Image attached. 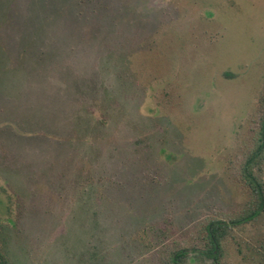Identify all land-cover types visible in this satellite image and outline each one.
Returning <instances> with one entry per match:
<instances>
[{"label":"rangeland","instance_id":"rangeland-1","mask_svg":"<svg viewBox=\"0 0 264 264\" xmlns=\"http://www.w3.org/2000/svg\"><path fill=\"white\" fill-rule=\"evenodd\" d=\"M263 91L264 0H0L8 258L264 264V210L203 238L251 206Z\"/></svg>","mask_w":264,"mask_h":264},{"label":"trees","instance_id":"trees-1","mask_svg":"<svg viewBox=\"0 0 264 264\" xmlns=\"http://www.w3.org/2000/svg\"><path fill=\"white\" fill-rule=\"evenodd\" d=\"M259 138L256 146L249 153L248 162L245 164L244 173L246 180L252 188L251 206L246 213L227 222L224 220H213L205 227V235L203 236L205 242V251L217 257L218 249L221 246L222 238L225 236L227 230L231 227L230 224L238 225L255 218L261 211L264 210V180L262 176L256 174L252 162L256 165L261 162L264 156V91L260 96V105L257 112V121ZM261 171L262 166H259ZM188 257V248L177 244L174 248L167 250L165 256L161 259V264H185ZM0 264H13L8 258L3 246L0 243Z\"/></svg>","mask_w":264,"mask_h":264}]
</instances>
